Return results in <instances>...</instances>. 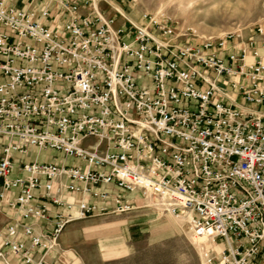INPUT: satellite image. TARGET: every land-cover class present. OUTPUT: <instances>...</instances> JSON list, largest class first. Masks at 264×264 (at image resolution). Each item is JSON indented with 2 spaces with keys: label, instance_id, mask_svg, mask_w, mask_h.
<instances>
[{
  "label": "built area",
  "instance_id": "built-area-1",
  "mask_svg": "<svg viewBox=\"0 0 264 264\" xmlns=\"http://www.w3.org/2000/svg\"><path fill=\"white\" fill-rule=\"evenodd\" d=\"M40 1L35 16L0 0L8 30L0 32V197L17 191L8 207L21 222L48 220V208L31 203L40 189L61 203L57 179L80 200L47 235L30 224L21 235L17 223L8 227L0 257L45 264L32 251L54 253L65 224L131 208L108 192L116 186L186 217L194 235L219 248L207 264H264L263 118L213 102L216 79L225 77L246 103L264 104L255 85L264 83V65L248 67L252 89L245 90L248 83L230 82L248 74L244 48L227 54L232 37L177 44L171 27L151 20L113 35V22L86 0ZM50 6L54 30L41 23L52 18ZM32 148L84 168L34 162L11 179L14 156Z\"/></svg>",
  "mask_w": 264,
  "mask_h": 264
},
{
  "label": "rangeland",
  "instance_id": "rangeland-1",
  "mask_svg": "<svg viewBox=\"0 0 264 264\" xmlns=\"http://www.w3.org/2000/svg\"><path fill=\"white\" fill-rule=\"evenodd\" d=\"M86 1L115 29L131 31L151 20L171 27L177 44L235 39L264 27V0ZM51 159L63 162L60 156ZM158 203L154 198L139 199L128 211L65 224L54 259L57 264L65 259L72 264H207L219 253L206 237L192 233L186 217L173 216ZM0 264L20 262L10 255L0 257Z\"/></svg>",
  "mask_w": 264,
  "mask_h": 264
},
{
  "label": "crops",
  "instance_id": "crops-1",
  "mask_svg": "<svg viewBox=\"0 0 264 264\" xmlns=\"http://www.w3.org/2000/svg\"><path fill=\"white\" fill-rule=\"evenodd\" d=\"M9 4L14 6L15 8L21 10V11H27V12H33L35 16H38L40 14V11L43 6V2L40 0H9ZM50 9L53 11L52 18L49 20L41 21V23L54 30L57 28L58 24V18L54 13V6H50ZM87 10V7L81 8L80 13L84 14ZM121 29V28H118ZM116 29V30H118ZM0 32H8V30L4 27L0 26ZM228 55L231 54H239V51L244 48L246 52V58H245V67L247 74V79L243 77H232L230 79L231 81H234L235 83H242L245 82L248 83V86H246L245 90H251V80L249 79V73L248 67L255 65V63L259 60L264 65V33L258 34L256 29L248 32L247 35H244V37H236L235 39H231L228 41ZM208 79L213 80V75L208 74ZM3 79L0 78V82H2ZM216 93L213 95V102L222 104L226 107H232V108H238L244 112L245 117L249 116V113L252 115H257L262 117V121L264 122V104H255L253 102L246 103L243 98V93L239 90V88H233L228 81H226L225 77H219L216 79ZM227 82V84H224ZM256 88L259 90H264V83H255ZM2 141L0 140V143ZM87 144V142L85 143ZM0 156H1V149H0ZM61 157L63 159V162H57L54 159H51V157ZM51 159V160H50ZM56 161V163H54ZM38 163V164H53L56 166H66V167H78L84 168L82 164H80L77 160L71 159V158H64L62 154L52 151V150H42L38 151L36 149H28V156L27 157H19L18 155L14 156L13 164L14 169L10 176L11 179L16 177L17 175H20L19 166L21 164H30V163ZM67 181L62 179H57L54 181L55 189H58L60 186L59 194H57L58 197L61 198V203L59 204H53L50 200L46 199L44 196L43 190H36L34 192V200L32 201V206L36 208H40L41 206H46L48 208V220H36V221H29V222H21L19 221L18 215L10 210L8 207V204L17 196V191H8L2 194V197H0V249L2 251H5L6 249L3 248L2 238L6 234V230L8 227L14 225L17 223L18 227L17 230L22 234V227L23 225H32L34 231L36 234L39 235H47L49 234L52 229L53 225L56 221H58V216L65 217L68 213L66 207L71 205L75 206L79 200V195H73L69 191L63 190L62 187L66 185ZM81 185V184H80ZM108 192L112 196H117L121 200V204L126 205H137L138 203V196L135 193H127L126 191L117 188L116 186L110 187ZM0 193H1V181H0ZM54 195V192L51 194ZM89 202H93V199H89ZM22 241L26 242V246H29V243L26 238L22 237ZM215 251L219 252L218 247H214ZM32 258L34 261L40 260V258H43V262L45 264H49L50 262L57 261V259H54V253L43 256L42 253H40L37 250L32 251ZM19 261V260H18ZM58 262V261H57ZM62 264V263H61ZM63 264H72V260L65 259Z\"/></svg>",
  "mask_w": 264,
  "mask_h": 264
},
{
  "label": "bare ground",
  "instance_id": "bare-ground-1",
  "mask_svg": "<svg viewBox=\"0 0 264 264\" xmlns=\"http://www.w3.org/2000/svg\"><path fill=\"white\" fill-rule=\"evenodd\" d=\"M96 9V8H95ZM97 10V9H96ZM112 33L113 35L115 34V28H114V23H113V27H112ZM155 199V198H154ZM159 204V203H158Z\"/></svg>",
  "mask_w": 264,
  "mask_h": 264
}]
</instances>
